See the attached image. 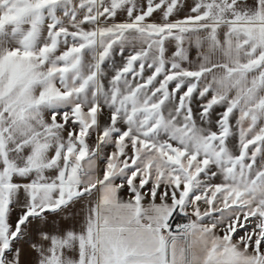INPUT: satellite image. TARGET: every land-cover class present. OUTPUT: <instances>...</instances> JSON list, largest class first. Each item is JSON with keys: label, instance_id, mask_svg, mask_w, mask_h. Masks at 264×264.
<instances>
[{"label": "snow or ice", "instance_id": "6c2138e0", "mask_svg": "<svg viewBox=\"0 0 264 264\" xmlns=\"http://www.w3.org/2000/svg\"><path fill=\"white\" fill-rule=\"evenodd\" d=\"M0 264H264V0H0Z\"/></svg>", "mask_w": 264, "mask_h": 264}, {"label": "rangeland", "instance_id": "374dc122", "mask_svg": "<svg viewBox=\"0 0 264 264\" xmlns=\"http://www.w3.org/2000/svg\"><path fill=\"white\" fill-rule=\"evenodd\" d=\"M116 59H117V61H119V59H120V58H119V57H117ZM110 69H111V66H109V70H110Z\"/></svg>", "mask_w": 264, "mask_h": 264}]
</instances>
